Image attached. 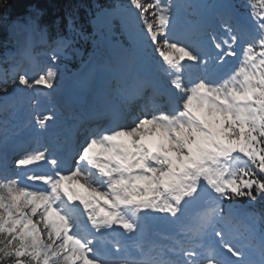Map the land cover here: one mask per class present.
Returning <instances> with one entry per match:
<instances>
[{"label": "snow or ice", "instance_id": "obj_1", "mask_svg": "<svg viewBox=\"0 0 264 264\" xmlns=\"http://www.w3.org/2000/svg\"><path fill=\"white\" fill-rule=\"evenodd\" d=\"M128 2L95 21L110 31L100 17L119 15L127 40L88 69L93 126L13 155L0 140V264H264V0ZM42 16L0 0L16 47L0 127L23 113L18 132L41 135L55 114L28 90L50 97L93 36L74 14L59 27ZM161 219L168 244L149 239Z\"/></svg>", "mask_w": 264, "mask_h": 264}, {"label": "trees", "instance_id": "obj_2", "mask_svg": "<svg viewBox=\"0 0 264 264\" xmlns=\"http://www.w3.org/2000/svg\"><path fill=\"white\" fill-rule=\"evenodd\" d=\"M13 4V11H20L28 3H39L42 8L43 16L41 21L43 24L51 27H59L68 14H74L77 21L82 23L92 38L81 41L82 51L91 49L93 43H97L101 27L95 23L100 14L106 8L112 6L114 0H10ZM4 33V29L0 28V35Z\"/></svg>", "mask_w": 264, "mask_h": 264}, {"label": "rangeland", "instance_id": "obj_3", "mask_svg": "<svg viewBox=\"0 0 264 264\" xmlns=\"http://www.w3.org/2000/svg\"><path fill=\"white\" fill-rule=\"evenodd\" d=\"M143 2L151 3L152 0H143ZM204 2H205V1H204ZM202 4L207 5L206 2H205V3H202ZM112 9H115V10H118V11H122V12L133 11V10L131 9L130 5H129L128 0H115V1H114V4L112 5V7L109 8V9H107L106 11H108V10H112ZM210 9H211V8L208 7V8L205 9V11H208V10H210ZM108 19H111V27H113L114 22L116 23L117 20L119 21V24L121 25V20H120L119 15H117V16L114 17V18H110V17H106V16H102V17H101V20H102V21H107ZM121 29H122V26H121ZM126 37H127V36H126ZM104 38L107 39L106 41H108V42L111 43L110 47H113V48L116 49L117 57H119V56L121 55V53H122V47L119 48V47H117L116 44H113V40L110 38L109 33H108L106 27H105V32H104ZM97 60H98L97 58H94V59L90 62V66L94 65V64L96 63ZM65 61H66L68 64H70V66H73V64H74V63H72L73 60H65ZM88 68H89V67H88ZM88 68L86 67L85 70H87ZM85 70H84V71H85ZM77 76H79V75H76V76H74V77H70L69 80L72 79V78H76ZM78 80H79V79H77L76 81H78ZM60 83H61V81H59V82H58L57 80L55 81L56 88H55V90L52 91L54 94H57V90H58V88H59V86H60ZM80 84H81V83H80Z\"/></svg>", "mask_w": 264, "mask_h": 264}, {"label": "bare ground", "instance_id": "obj_4", "mask_svg": "<svg viewBox=\"0 0 264 264\" xmlns=\"http://www.w3.org/2000/svg\"><path fill=\"white\" fill-rule=\"evenodd\" d=\"M211 11H209V12H207V13H210ZM97 61H100V59H98ZM96 61V62H97ZM93 66V65H92ZM91 67V66H90ZM88 68V67H87ZM89 69V68H88ZM88 69H87V71H88ZM85 70V69H84ZM84 72V71H83ZM83 72H81V73H79L78 75L79 76H77L76 78H72V79H70L69 81H76L77 79H79V77H80V74H82ZM81 83V86H83L84 85V82H80Z\"/></svg>", "mask_w": 264, "mask_h": 264}]
</instances>
